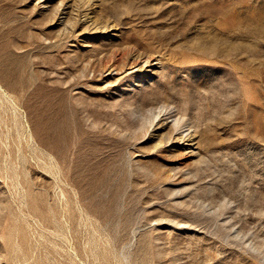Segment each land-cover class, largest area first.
<instances>
[{"label": "rangeland", "instance_id": "374dc122", "mask_svg": "<svg viewBox=\"0 0 264 264\" xmlns=\"http://www.w3.org/2000/svg\"><path fill=\"white\" fill-rule=\"evenodd\" d=\"M0 264H264V0H0Z\"/></svg>", "mask_w": 264, "mask_h": 264}, {"label": "bare ground", "instance_id": "6f19581e", "mask_svg": "<svg viewBox=\"0 0 264 264\" xmlns=\"http://www.w3.org/2000/svg\"><path fill=\"white\" fill-rule=\"evenodd\" d=\"M68 9H69V8H68ZM87 13H89V12H87ZM92 13H93V12H92ZM89 16H91V15H89ZM90 19H92V21H95V19H94V15L91 16ZM87 20H88V19H87ZM99 26H100V25H99ZM100 27H101V26H100ZM107 27H108V26H107ZM100 29H101V28H100ZM102 30H103V29H102ZM116 58H117V57H116ZM130 63H131V62H130ZM130 63H129V64H130ZM130 65H131V64H130ZM112 67H113V65H112Z\"/></svg>", "mask_w": 264, "mask_h": 264}]
</instances>
